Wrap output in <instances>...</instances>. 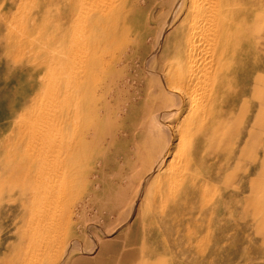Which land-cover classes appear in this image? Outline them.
<instances>
[{
    "label": "rangeland",
    "instance_id": "obj_1",
    "mask_svg": "<svg viewBox=\"0 0 264 264\" xmlns=\"http://www.w3.org/2000/svg\"><path fill=\"white\" fill-rule=\"evenodd\" d=\"M115 1L113 6L106 8L104 17L99 18L100 26L85 32L83 13L86 11L72 4L73 1L71 5L67 0H0V164H22L33 172L40 161L43 162L39 158L41 155L34 148H28L27 144V132L35 123L36 112H41L43 108L46 109L45 112L42 110L46 114L42 113L47 115V120L45 123L43 119L42 126L46 127L45 130L49 129L47 133L50 134L58 129L55 135L49 136L54 141L56 138V142L60 138L57 116L66 81L58 61L69 51L68 43H61V35L66 30L71 33L75 29L73 32L80 38L78 41L85 40V43L89 39L88 45L95 39L115 37L119 41H126L127 53L138 47L135 51L139 54L152 46L172 3L171 0H136L134 4L133 0H124L126 3L119 6L120 1ZM73 5L75 14L80 13V19L73 22L77 26L68 24L66 29L61 20L62 15ZM258 5V14L261 15H258L260 18L254 24V43L249 42L244 53V47H241L236 56L240 71L236 84L232 83L231 87L243 84L244 92L236 113L226 112L228 118L236 114L233 124L227 125L214 113L205 137L200 133L199 136L194 137L192 134L188 137L189 134L184 133L180 138L182 144L173 141L174 146L171 144L169 150L172 152L166 157L167 163L165 161V165L162 164L164 166L156 170L154 160L141 147L146 132L137 126V118L129 113L130 102H127L141 88L145 71L140 67H129L127 77L111 88V95L116 94V97L110 102L113 115L107 123L116 129V135L109 130L103 132L100 139L94 137L95 151L79 164L77 190L72 191L65 202H59L64 205L60 204V207L58 204L59 216L56 218L64 213V228L53 245L56 254L48 257L45 252L37 254L32 249L28 250L26 243L29 237L23 235L20 221L27 218L32 199L27 200L22 207L24 210L18 211L17 203L21 202L23 194L12 177L5 182V188L11 185L14 191L0 192V264H13L11 261L18 256V264H264V15L262 17L261 12L264 11V0H260ZM98 10L87 9V13L96 16ZM168 31L171 28L166 30L165 35ZM40 75L42 79L39 80ZM47 80L56 86H52L54 90ZM121 83H125V86ZM41 94H44V98ZM34 96L38 99L41 97L44 102L40 98L33 104ZM46 97L50 98L51 104ZM134 102L139 100L135 99ZM248 103L252 104L254 115L251 134L254 142L246 148L243 144L247 140L244 138V129L250 116V111L245 114ZM25 106L27 109L31 107L32 111H26ZM50 110L53 112L50 113ZM185 112L183 119L190 120L194 113L192 110ZM20 113L24 118L20 117ZM47 113L52 114L51 117ZM16 118H19L18 121ZM20 119L31 122H20ZM154 125L151 127L161 133L158 124ZM212 137L214 141H211ZM193 151L199 157L203 155L204 164L194 163L195 167L194 164H184L185 157L192 155ZM174 156L176 159H172ZM235 157L236 160L238 158L237 163H234ZM245 157H253V163H246ZM52 166L63 170L61 164ZM61 176H55L57 190L62 185ZM190 177H196L197 180L191 183L188 180ZM32 186L30 183L26 189L31 192ZM19 237L22 239V248L17 255L15 250Z\"/></svg>",
    "mask_w": 264,
    "mask_h": 264
},
{
    "label": "bare ground",
    "instance_id": "obj_2",
    "mask_svg": "<svg viewBox=\"0 0 264 264\" xmlns=\"http://www.w3.org/2000/svg\"><path fill=\"white\" fill-rule=\"evenodd\" d=\"M67 1L69 3L73 1L72 4H77L79 8L81 7L82 9H85L86 12L83 13L82 11L84 14V16H82L85 22L83 23L85 32L88 30L92 31L97 29L101 23L99 18L104 17L106 8L108 6L110 7V5L113 6L114 3H116V1L113 2L114 0ZM117 1H120L119 6L123 3H126L124 0ZM135 1L136 0H133L134 4ZM259 1L260 0H239V2L238 0H171L172 3L168 9L167 17L165 18L164 24L160 28L156 39L152 43V46L149 49L141 51L139 54H137L135 51L138 47L131 49L130 52L127 53L126 45L124 43L126 41H119L115 37L106 36L100 39H95L92 40V42H90L88 45L87 40L89 41V39H86L85 43V40L78 41L80 38L78 39V37L75 35V32H73L75 29H73L71 33L68 32L69 30H66L61 35V43H68L69 51L68 53L63 54L64 56L61 54L63 57H61V60L59 59L58 61V65H61L59 66L62 67L61 69L64 74L62 75L64 76L63 79L66 81V84L62 88L59 116H57L59 117L57 118L59 120V130H61V133L59 131L60 136L58 133L57 138L58 136L60 138L57 140L58 142H56V138L55 141L54 139L52 140L50 138L51 135H55V133L58 132V129L56 130L54 127L56 126V122L53 124L54 126H52L56 131H51L53 134L47 133L49 129L45 130L46 127L42 126L43 123L41 122H43V119L47 118V115H44L46 114L44 113L46 109L44 110L43 108L42 110H44V112L42 110L41 112H36V114H38L35 116V123H32L33 125L31 126L29 132H27L29 133V141L27 140V144H29L28 148H34L41 155V157H37L41 158L43 162L39 160L41 164L38 162L39 164L36 166V168H34L35 170H33V172H31L28 166L25 167L22 164H0V192L3 190L10 192L14 191V186L10 185L5 188V182L12 179L13 177L16 185L20 187L21 194H23L21 197L23 201L21 200L20 203H17L16 201V203L19 204L17 207L18 211H20V209L24 210L22 207L25 206L27 200L29 198L32 199V203L29 205L31 207L28 209L27 218H25V220L21 219L20 221V229H23V235L27 234L29 237V241L26 243L28 250L30 249L31 251L32 249V251L34 250V253L37 254L45 252L47 253L46 255H48V257L56 254V251L53 250L55 247L53 245L57 243V236L64 228L63 211L61 212L60 210L61 214L63 213V215L60 216V218H56L59 216V212H57L59 210L58 204L59 202H65L73 193L72 191L77 190L78 187L76 184V179L79 173V164H81L82 161L88 156L90 157L95 151L96 144L95 142L93 143L94 137L100 139L103 137V132L107 133L109 130L112 131L114 136L116 135V129H114L111 124L107 123V121H109L113 115L110 102L112 98L116 97V94L114 96L111 95V88L116 82L118 83L119 81H123V77H127V69L129 67H140L145 71L141 88H139V90L137 89L136 95L130 98V101L127 99V102H130L128 106L129 113H133L137 118V126L142 127L146 132V139L144 140V144H141V147L143 148L144 153H149L150 157L154 160V164H156L154 167L156 170H159L165 165L166 157L172 152H169L172 142L178 141V144H182V140H180V138L184 133L189 134L188 137H190L192 134H194V137L199 136V133L203 134L202 136L205 137L207 135L206 132L209 128V124H211L214 113H217L218 117L227 123V125L230 123L231 125L233 124V118L236 116V114L228 118L226 117V112H231V114H233L237 110L240 97L244 92L243 84L239 83V85H235V88H232L233 86L231 87L232 83L236 84L235 82L237 81V74L240 71L238 68L240 66H238V62H236V56L238 53H240L241 47H244L243 53L244 51H247V47L253 41V31L256 28L254 27V24H256V22H258V18H260L258 15H261L258 14L260 8L258 5ZM75 5H73L72 8L68 9V11L62 15L61 20L64 23L63 25H65L66 29L69 27L68 24L73 25L74 21L76 22L77 19H80V13L77 12L78 14H75ZM94 8L95 10H99L97 15H93V17L89 15V12L87 13V9ZM117 9H119L118 6ZM261 12L263 13V17L264 11ZM73 26L77 25L74 24ZM168 28H171V31H168L169 33L165 35V32ZM164 35L165 39H163ZM24 48H22V50ZM62 50L64 51V49ZM51 51L54 50L52 49ZM48 52H50V50H48ZM50 59H52L54 62L53 58ZM45 61L46 60L44 59V62ZM42 74L44 75L45 73L43 72ZM40 79H42V77L39 78V80ZM47 82L51 84L49 80H47ZM121 85L125 86V83H121ZM46 86L48 85H45V87ZM52 86L56 88V86L51 84V87ZM48 87V89L51 88L50 86ZM53 87L51 89H53ZM40 88L42 87L40 86ZM231 88L233 90H231ZM263 95L264 90H262V96ZM37 96H34L35 98L33 99V104L36 103V100L39 97ZM49 96L52 97L51 94H49ZM49 99L50 98H48V103L51 104V100L49 102ZM135 99H138L139 102H134ZM46 101L47 100H45V102ZM43 102L42 104H44ZM53 103L54 102H52V104ZM26 104H28L26 106H29V103ZM38 105L39 104H37V106ZM247 106L248 107L245 110V114H248L250 111V116L248 119L249 122L244 129V138L247 140H245L243 146L246 145V148H248L247 146L252 145L251 142H254L253 135H251L253 133L254 127L252 121L254 116H252V104L248 103ZM51 107L54 106L52 105ZM45 108L50 109L48 107ZM26 109L23 108L24 111ZM28 109L26 111L31 110ZM56 109H58V106ZM185 110H192L194 113L190 120L183 119L182 115ZM38 111H40V109ZM51 111L52 110L49 112L51 113ZM50 115L49 117H51ZM19 118H16L17 121ZM27 120L20 119V122H25ZM46 120L47 119H45V123ZM49 120L51 119L49 118ZM30 122L31 121H29V123ZM27 123L21 124L26 125ZM49 123L52 124V121ZM13 124L14 122L12 121V125ZM19 124L20 123H18V125ZM154 124H158L157 126H159L158 128L160 129L161 133H158L151 127ZM131 125L134 124L132 123ZM45 126L47 125L45 124ZM48 126L50 125L48 124ZM153 127L155 128V125ZM119 134H122V132ZM262 135H264V133H262ZM24 136L27 135L25 134ZM209 136H212V134ZM3 138L4 136L2 139ZM212 140L213 137L211 138V141ZM186 141H189V139ZM174 158L175 156L172 159ZM253 159V157L246 158L244 161L250 164L251 162L253 163ZM234 161V163H237L238 158L236 160L235 157ZM194 163L204 164L203 155L199 157V155H196V152L193 151L192 155H188L187 158L185 157L184 164H188L189 166V164ZM52 164H61L63 170H60L61 167L60 169H56V167L52 166ZM195 165L196 164H194V167ZM170 166L172 165L170 164ZM169 169H171V167ZM60 175H63L61 176L63 177L61 180L62 188L60 186V190H57V183L54 181L55 176L57 177ZM66 176L67 178L65 179L64 177ZM188 180L193 183L195 180H197V178L190 177ZM30 183L33 185L31 192L26 189ZM181 191L183 190L181 189ZM27 192L29 196H27ZM8 201L10 202V200ZM62 205L64 204H61V206ZM6 228L8 227L6 226ZM22 233L21 236H23ZM21 248L22 239L19 237L17 249L15 250L16 254L18 252L17 255L20 254ZM31 254L29 253V255ZM35 256L38 257V255ZM24 258L26 259V257ZM34 258L29 259L31 261H37L34 260ZM14 259H16L15 262ZM14 259L11 262L13 264H18L19 256Z\"/></svg>",
    "mask_w": 264,
    "mask_h": 264
}]
</instances>
